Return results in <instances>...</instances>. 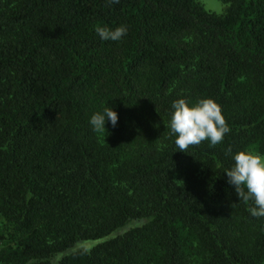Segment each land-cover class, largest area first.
Listing matches in <instances>:
<instances>
[{
  "label": "trees",
  "instance_id": "trees-1",
  "mask_svg": "<svg viewBox=\"0 0 264 264\" xmlns=\"http://www.w3.org/2000/svg\"><path fill=\"white\" fill-rule=\"evenodd\" d=\"M219 1L0 0V264H262L225 170L264 156V0ZM205 98L230 132L181 152L172 104Z\"/></svg>",
  "mask_w": 264,
  "mask_h": 264
},
{
  "label": "clouds",
  "instance_id": "clouds-1",
  "mask_svg": "<svg viewBox=\"0 0 264 264\" xmlns=\"http://www.w3.org/2000/svg\"><path fill=\"white\" fill-rule=\"evenodd\" d=\"M109 4H117L119 0H108ZM96 32L102 40L118 41L127 32L125 26L114 30L98 27ZM174 109L169 122L172 134H175V145L181 152H187L190 146H198L209 141L214 147L221 143L225 134L230 132L220 106L212 99H200L189 106L184 99L173 102ZM106 119L115 127L118 116L111 108L92 115L90 124L95 132H104ZM231 153V148L227 150ZM234 165L225 170L227 183L234 186L235 193L245 203L252 202L248 211L253 217H264V157L251 152L240 151L233 156Z\"/></svg>",
  "mask_w": 264,
  "mask_h": 264
},
{
  "label": "rangeland",
  "instance_id": "rangeland-1",
  "mask_svg": "<svg viewBox=\"0 0 264 264\" xmlns=\"http://www.w3.org/2000/svg\"><path fill=\"white\" fill-rule=\"evenodd\" d=\"M198 2L202 5V7L205 10L212 11L215 13H221L224 8V4L221 3L219 0H198ZM89 246H90L89 241L87 242L82 241L76 244V247H81V248H88ZM262 264H264V261L262 262Z\"/></svg>",
  "mask_w": 264,
  "mask_h": 264
}]
</instances>
